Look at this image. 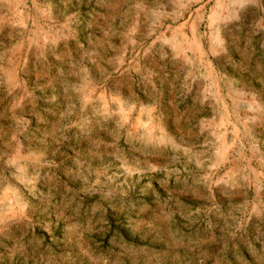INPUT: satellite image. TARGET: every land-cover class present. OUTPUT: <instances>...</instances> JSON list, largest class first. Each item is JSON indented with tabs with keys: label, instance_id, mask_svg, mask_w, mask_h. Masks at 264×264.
Instances as JSON below:
<instances>
[{
	"label": "rangeland",
	"instance_id": "obj_1",
	"mask_svg": "<svg viewBox=\"0 0 264 264\" xmlns=\"http://www.w3.org/2000/svg\"><path fill=\"white\" fill-rule=\"evenodd\" d=\"M0 264H264V0H0Z\"/></svg>",
	"mask_w": 264,
	"mask_h": 264
}]
</instances>
